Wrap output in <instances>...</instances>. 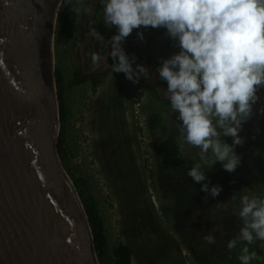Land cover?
Segmentation results:
<instances>
[{"label": "rangeland", "instance_id": "rangeland-1", "mask_svg": "<svg viewBox=\"0 0 264 264\" xmlns=\"http://www.w3.org/2000/svg\"><path fill=\"white\" fill-rule=\"evenodd\" d=\"M67 2L77 13L75 38L81 41L84 33L80 20L87 2L64 0L60 11ZM102 14L103 5L92 28L105 39L111 36L112 26L104 23ZM172 41L165 32L152 42L147 55L155 67L159 68L162 60L172 55ZM75 45L73 41L54 47L55 71L60 69L63 74L69 109L65 125L67 161L72 174L86 181L87 192L98 203L109 250L120 243L130 246L134 264H240V243L232 250L226 245L242 226L237 214L240 197L264 195V143L255 148L253 158L244 150L246 131L264 132V117H254L243 125L239 135L244 144L235 148L241 163L233 172L224 170L221 164L211 169L205 166V181H193L187 172L198 162L199 148L185 143L182 148L189 167L167 174L155 149L166 135L177 137L182 144L178 113L154 97L148 78L143 76L133 84L123 73H112L110 68L96 90L89 82L74 84ZM116 88L121 98L114 101ZM261 97L256 107L264 104V91ZM150 112L163 118L161 129L153 133L148 129ZM114 138L125 142L121 149H114L118 153L115 159L124 162V168L113 165ZM225 140L231 144V138ZM204 183L209 189L220 186L221 191L213 197L210 191L202 190ZM141 189L143 194L139 193ZM208 200L213 208H202ZM209 234L215 243L204 241L203 237ZM249 249L260 257L251 264H264V241L254 242Z\"/></svg>", "mask_w": 264, "mask_h": 264}, {"label": "clouds", "instance_id": "clouds-1", "mask_svg": "<svg viewBox=\"0 0 264 264\" xmlns=\"http://www.w3.org/2000/svg\"><path fill=\"white\" fill-rule=\"evenodd\" d=\"M103 20L115 26L109 53L112 73H123L133 84L148 78V69L129 58L121 47L134 29L164 28L178 53L162 60L157 69L166 82L169 107L178 113L181 147L199 148V160L187 172L193 181H205L202 168L220 163L233 172L241 163L235 148L244 144L239 135L245 123L264 117V0H100ZM90 35L103 40L95 28ZM140 39L143 35L137 32ZM107 46V45H106ZM104 58L91 55L94 65ZM135 65V66H134ZM225 138H231V144ZM202 190L213 197L220 186ZM238 234L227 242L232 250L240 243L237 259L251 264L260 257L249 245L264 241V195L240 197ZM204 241L215 243L212 235Z\"/></svg>", "mask_w": 264, "mask_h": 264}, {"label": "water", "instance_id": "water-1", "mask_svg": "<svg viewBox=\"0 0 264 264\" xmlns=\"http://www.w3.org/2000/svg\"><path fill=\"white\" fill-rule=\"evenodd\" d=\"M63 1L0 0V264H100L57 147L54 47ZM136 59L166 93L158 71Z\"/></svg>", "mask_w": 264, "mask_h": 264}, {"label": "trees", "instance_id": "trees-1", "mask_svg": "<svg viewBox=\"0 0 264 264\" xmlns=\"http://www.w3.org/2000/svg\"><path fill=\"white\" fill-rule=\"evenodd\" d=\"M64 8L58 13V20L56 25V46H67L75 36L76 27V13L70 10L68 2L64 4ZM99 9L102 8V4L98 5ZM150 63V62H148ZM78 78L74 81V84H80L83 79L78 75ZM55 80L58 90V101L59 102V115L61 123V131L58 139V154L61 162L66 169L67 173L74 182L76 189L81 197L84 209L88 216L90 223L95 251L100 264H134L133 263V249L123 243H120L114 250L110 251L108 247V239L105 230V224L103 217L100 214L98 203L95 197L88 193L86 190L87 183L84 179L76 178L68 165L67 152H66V139H65V125L68 121L69 109L67 106L66 95L64 91V77L60 69L55 71ZM99 81L94 83V90ZM151 92L156 94V89L150 85ZM163 124V118L159 113L150 112L148 114V129L151 132H157L161 129ZM246 138L248 141L249 151L255 152V148L260 145L261 139H264L263 130L254 131L248 129L246 131ZM264 143V141H263ZM262 145V144H261ZM264 145V144H263ZM156 154L160 159L161 168L165 172H171L177 169L184 168L188 160L184 156L183 149L178 139L173 135H166L156 147ZM217 163L214 166H218Z\"/></svg>", "mask_w": 264, "mask_h": 264}, {"label": "flooded vegetation", "instance_id": "flooded-vegetation-1", "mask_svg": "<svg viewBox=\"0 0 264 264\" xmlns=\"http://www.w3.org/2000/svg\"><path fill=\"white\" fill-rule=\"evenodd\" d=\"M83 1L87 2L86 3L87 5H85L86 7L82 13L81 20H80V27L84 33V36H83V39L81 41H76L75 36L70 41V43L75 41V44H76L75 45V51H74V56H75V60H76V69H75L74 74H73V82L78 78L77 76L79 75L83 79V82L80 81V84H77V85H82L86 82H89V83H91V85L94 88V83L99 81V83L96 86V88H98L104 83L103 77L106 75L107 71L110 69L111 64L113 63L112 59L109 56V53L111 51V43H110L111 38L116 34V29H115V26H112L111 36L106 37L103 40H97V39L95 40L94 37L92 35H90V30L93 29L92 24L96 23L97 17L99 16L98 13L101 11V9L98 8L99 7L98 5L100 4V0H83ZM70 10H72V9L70 8ZM76 15H77V13H76ZM77 24H78V16H76V25ZM85 29L87 30L88 34H86ZM137 32L142 33L143 39H140L138 37ZM165 32H166V30L164 28H151V27L143 28V27H140L138 29H134L133 32L128 37H126L125 40L122 42L121 47L125 50L126 54H128L130 59L132 57H135V62L137 64H140V63L138 62V60L136 58H140V59L145 60L147 63L150 62L148 64L154 70H157L158 68L154 66L153 62L151 61V56L147 55V52L149 51V48H150L152 42L155 41L157 37H160L161 34H163ZM167 44H169V43H167ZM173 45H175L174 41H172V46ZM168 47L170 48V46H168ZM86 48H87V52L84 54V51ZM178 51H179V49L175 46L173 53L172 52L171 53L173 55V54L178 53ZM93 53L99 54L103 58L106 54L103 62L100 63L99 65H94L91 61V55ZM148 80H149V84H148L149 87H150V85H152L156 89V94L152 93L154 95V97L156 99H160V101H163L165 103V105L169 106V102L167 100L166 93L164 91L160 90L158 87H156L151 82L149 76H148ZM156 81L159 84L167 86L166 82L161 81L159 79V76L156 79ZM260 95L261 96L263 95V91L260 93ZM120 98H121V92L119 91L118 88H116L114 90V101H117ZM262 104L263 103H261V105ZM151 133H153V132H151ZM261 140L262 141L260 142V145L263 144L264 139H261ZM178 141H179V139H178ZM248 141L249 140L246 139V143L244 144V150H245V153L249 157L253 158L255 153L253 151H249ZM111 143H113V145H114V148L112 150H114V149L119 150V149H121V147L123 146V143H125V142H123V141L122 142H120V141L116 142V138H114V139H112ZM127 152H129L128 149H127ZM117 154H118L117 151H115V150L111 151V157H112L113 165H114V167L116 166L119 169L124 168V162H122L119 158L115 159ZM129 157H130V155H129ZM254 166L255 167L257 166V163L255 161H254ZM188 167H189V163H187V165L184 168L177 169L174 171H183V170H186V168H188ZM174 171L166 172V173L168 174V173H172ZM126 186L127 187L129 186V181L126 184ZM143 192L144 191L141 189V192H139V193L143 194ZM210 202H211L210 200L204 201L203 203H205V204L203 205L202 208H205V207L207 209L213 208L212 204L210 206ZM208 227H210V226H208Z\"/></svg>", "mask_w": 264, "mask_h": 264}]
</instances>
